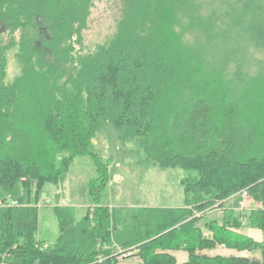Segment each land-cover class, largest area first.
Masks as SVG:
<instances>
[{"label":"trees","instance_id":"16d2710c","mask_svg":"<svg viewBox=\"0 0 264 264\" xmlns=\"http://www.w3.org/2000/svg\"><path fill=\"white\" fill-rule=\"evenodd\" d=\"M120 1L114 36L84 54L74 43L93 0H0V34L21 30V70L10 82L9 47L0 40V254L11 264H119L132 256L145 264H264V248L260 256L209 252L262 244L241 230L264 228V65L255 75L238 67L229 78L226 63L187 47L177 31L184 0ZM224 17L264 50V0L230 2ZM98 134L113 136L121 156L144 168L191 171L181 180L183 205H102L111 175L90 147ZM82 155L97 168L93 212L76 220L72 207L56 205L60 234L45 246L35 237L43 186L62 182ZM243 189L258 206L238 214L225 201ZM7 199L20 205L6 207ZM210 208L223 212L206 236L198 225L206 213L194 212ZM166 249L189 257L179 263Z\"/></svg>","mask_w":264,"mask_h":264},{"label":"rangeland","instance_id":"374dc122","mask_svg":"<svg viewBox=\"0 0 264 264\" xmlns=\"http://www.w3.org/2000/svg\"><path fill=\"white\" fill-rule=\"evenodd\" d=\"M183 1V0H182ZM190 1L191 8L187 10L184 3ZM237 0H184L181 5L177 21V31L182 42L187 47L198 48L207 53V56L217 62L226 63L229 78L241 67L242 71H250L255 75L261 65H264V50L256 48L252 43L245 42L237 32L227 27L224 17L225 6ZM123 4L120 0H93V5L85 21V26L79 31L75 39L76 51L89 53L108 42L117 30V23L121 18ZM21 30H7L0 34V40L8 45L6 52V81L10 82L20 74L17 58ZM91 149L109 164L111 179L102 192L101 204L109 207H175L184 202V189L181 180L191 176V171L185 172L180 167L161 169L157 167L144 168L128 157H122L119 145L110 134H98L91 143ZM97 168L94 159L89 155L76 158L69 167L66 177L59 183H46L43 186L42 196L38 202V227L35 237L45 246L53 245L60 234L59 222L55 213V206L72 207L76 220L83 219L91 210L94 201L89 193V184L96 178ZM195 174L194 172L192 173ZM225 206L233 207L238 214L248 212L258 206L257 201L243 189L231 195L225 201ZM216 207V206H214ZM222 209L210 208L205 212H194L195 216L203 215L198 223L206 236L212 233L208 225L220 223ZM237 214V215H238ZM246 216L241 221L246 222ZM244 234L261 246L252 251L238 252L227 249L223 244L209 250L211 254H244L260 256L264 248V228L250 227L244 223L241 230ZM136 247H133L134 249ZM131 249V250H132ZM203 252L202 249H198ZM196 250V252L198 251ZM134 249L133 252H137ZM10 251H6L9 253ZM174 255L179 263L185 262L189 253L183 249H166ZM6 255V254H5ZM119 264H145L136 256L120 258Z\"/></svg>","mask_w":264,"mask_h":264},{"label":"built area","instance_id":"2783aa9c","mask_svg":"<svg viewBox=\"0 0 264 264\" xmlns=\"http://www.w3.org/2000/svg\"><path fill=\"white\" fill-rule=\"evenodd\" d=\"M2 204L6 207H14L20 205V203L17 200H13V199L4 200ZM5 257H6L5 254H0V264H11L5 260Z\"/></svg>","mask_w":264,"mask_h":264},{"label":"crops","instance_id":"0c3cea01","mask_svg":"<svg viewBox=\"0 0 264 264\" xmlns=\"http://www.w3.org/2000/svg\"><path fill=\"white\" fill-rule=\"evenodd\" d=\"M182 185V184H181ZM184 203V202H183ZM177 206H179V205H177ZM177 206H175V207H177ZM247 235H249V234H247Z\"/></svg>","mask_w":264,"mask_h":264}]
</instances>
